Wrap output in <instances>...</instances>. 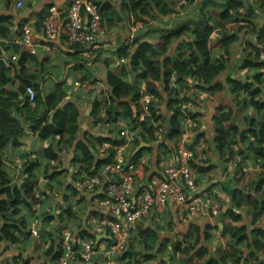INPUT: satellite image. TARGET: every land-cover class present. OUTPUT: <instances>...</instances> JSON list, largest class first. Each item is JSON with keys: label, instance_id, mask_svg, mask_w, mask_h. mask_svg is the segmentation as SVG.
I'll list each match as a JSON object with an SVG mask.
<instances>
[{"label": "trees", "instance_id": "obj_1", "mask_svg": "<svg viewBox=\"0 0 264 264\" xmlns=\"http://www.w3.org/2000/svg\"><path fill=\"white\" fill-rule=\"evenodd\" d=\"M179 1H184L183 4L190 2V0H129L128 10L137 20H155L158 16L173 15L175 13L173 5ZM260 1L259 8L262 9L264 0ZM97 4L100 5L102 24V13L110 8V4L108 1ZM209 5L212 6V10H208ZM243 6L241 0H225L222 3L214 0H201L196 5L199 13L196 18L179 23L171 29L159 30L156 39L147 38L146 34L139 31L133 35L130 43H124L114 52H110V58L99 59L106 69L104 80L108 90L106 93L100 90L91 103L90 115L94 118L95 123L106 131L98 138L89 137L83 141H76L79 110L75 103L64 100L67 95L63 84L57 83L54 86L55 91L44 93L38 82L23 77L22 86L19 88V93L23 96L18 101L20 104L14 103L11 98L0 97V264H20L19 258L8 259L6 254L10 248H18L32 236L31 229L34 226L35 218L30 210L40 197L38 192L41 185V173L47 181L46 189L55 188L60 192L62 186L65 185L68 171L63 168L65 161L67 162V156L63 154L71 147L83 154H73L70 158L71 170L75 171L74 177L72 176L74 180L81 181L84 176L93 175L94 166L100 170L110 163L111 157L98 159L92 154L95 142L109 140L116 146L122 144V141L118 139L121 124L126 127L138 124L141 112L139 100L144 91L155 93L166 108V114H163L160 112L162 107L159 108V104L149 105L150 116L140 123L142 129L148 132L146 142H159L162 135L164 141L160 142L158 146H162L166 150L169 148V144H172L173 148L177 150L183 135L184 120L187 117L191 120L195 118V115L182 110V107H187L189 102L188 80L207 86L213 94L222 87L214 82L227 68V65L221 57L211 61V50L221 48L226 54L231 46L239 40L237 34L231 32L233 23L247 22L252 25L251 18L255 8L251 5L249 11L242 14L239 10ZM215 28H218L222 35L218 41L211 38ZM257 28L258 42L264 46V24ZM151 32L149 31L147 34H151ZM60 33L64 35L62 26H60ZM0 34H3L1 30ZM177 41H181V43L177 46L175 54L170 56L171 45ZM101 51H99V55L102 54ZM96 56L98 57V55ZM99 58L102 57L99 56ZM113 58L114 63L120 58L127 59V64L119 73H114L111 68ZM261 67H263V63L257 54L253 57L251 54L245 53L237 69L241 71ZM2 68V83H8L7 70L5 67ZM78 74V81L83 85L84 90L95 92L93 82H90L91 74L87 73L82 76L80 72ZM127 75L132 77V82L125 81ZM153 81H157L160 84L159 87L153 85ZM171 82L173 86H170ZM227 86L234 103H238L243 94H250L253 99L261 93L260 87L264 86L263 74L254 75L246 83L235 78H228ZM27 87L34 88L36 92L34 105L26 97ZM253 87L254 90H252ZM259 102H253L255 107H264V101ZM13 105L16 107L21 105L18 108L22 116L21 119L29 122L28 130L32 134L41 139H50L51 142L40 151L27 155L19 169H14V172L17 170V173L12 176L3 169L7 161L3 157V150L8 145L19 146V136L24 131L22 121L11 113L10 109ZM159 121L164 125L161 133L158 129L159 126H156ZM245 121L256 143H250L246 149H240L238 154L242 160L263 161L264 119L258 121L253 117H245ZM216 126V148L221 153V159L226 161L235 156L232 150H223L226 149L227 142L234 144L237 142V137L242 141L245 135L240 132L228 111L221 112L219 118L216 119ZM138 145V142L132 145V154ZM142 153L144 151L134 157L141 156ZM261 165L262 168L258 170L241 169L238 178L239 188L232 193L230 207L224 213V216L231 218L232 221H240L241 216L236 211L244 212L247 216H251L250 226L235 227L231 224L224 226L221 235L228 238L229 242L225 251L215 250L217 255H213L206 245L213 239L211 233H208V229L199 235V228H195L194 244L183 249L180 247L181 244L175 247L181 262L189 264H264V258L260 257L264 253V163ZM53 181L55 182L52 184ZM97 198L101 201L104 198V192L99 191ZM66 211L67 214H71V209ZM52 218L53 216L46 215L42 220L49 224ZM109 220L111 221L110 218ZM40 231L39 228V234ZM60 235L61 232L56 236L53 233L47 234L45 237L47 252L44 256L50 262L40 264H58L62 256ZM202 241V244L199 243ZM196 246H199L198 250H196ZM121 256L126 260V264H135L132 261V256L126 252ZM146 258L149 256L145 255ZM24 264H36V262L27 260L24 261Z\"/></svg>", "mask_w": 264, "mask_h": 264}, {"label": "crops", "instance_id": "obj_2", "mask_svg": "<svg viewBox=\"0 0 264 264\" xmlns=\"http://www.w3.org/2000/svg\"><path fill=\"white\" fill-rule=\"evenodd\" d=\"M18 1L22 2V7L20 8L16 7V2ZM73 1L0 0V30L3 32V34H0V97L11 98L14 103L20 104L18 101L23 96L19 93V88L22 86L23 77L38 82L44 93L55 91L54 86L57 83L63 84V89L67 95L64 100L75 103L79 110V118L76 123V141H83L89 137L98 138L106 132L95 123L90 111L91 103L95 96L99 94V91L103 90L106 93L108 90L104 80L106 69L99 62V59L110 58V51L112 50L106 52V49L98 48L96 52L98 57L89 58L83 54L80 46L69 42L65 35L61 33L50 40L44 37L43 20L49 8L51 6L64 8ZM94 1L97 3L108 1L110 4V8L102 13V24L106 31L97 43L102 47L109 43L117 48L127 43L129 38L139 31L146 34L147 38L156 39L158 38L159 30L171 29L179 23L196 18L199 14L196 5L201 0H190L180 9L174 4L175 13L173 15L158 16L155 20L147 21L146 19H144L145 21L137 20L129 12V0ZM214 1L222 3L225 0ZM241 1L244 6L239 10L240 13L246 14L251 5L255 8L254 15L251 18L252 25L247 22L233 23L231 32H235L239 40L231 46L226 54L223 53L221 48L212 49L210 54L211 61L221 57L227 65V68L214 82L222 85V87L213 94L207 86L188 80L189 94L187 95L189 102L186 111L195 115L194 120L190 119L192 128L190 143L195 148L192 173L195 178L197 196L201 203L202 212L191 215L187 211L168 207L160 211H151L148 216L140 218L136 226L129 229L125 240L127 250L137 253L134 256L125 251L126 254L132 256V261L135 264H189L181 262L175 247L181 244L180 247L183 249L194 244L195 228H199V235H202L204 230L208 229V233H211L213 239L206 245L213 255H217L215 250L225 251L229 242L228 238L221 235L224 226H227V224L235 227L250 226L251 216H247L244 212L236 211L241 216L240 221H232L231 218L224 216L225 211L230 207L232 193L239 188L238 178L240 177L241 169L248 171L258 170L262 168L261 164L264 163V160L257 162L251 159L242 160L239 156L240 154H238L240 149H246L250 143H256L254 136L248 130L245 117H253L258 121L264 119V107L256 108L253 104V102L260 103L259 101H264V86L263 88L260 87L261 93L253 99L250 94H243L239 98L238 103L233 102L227 86L228 78L241 80L242 83H246L248 79L251 80L258 73H262L264 78V67L241 71L237 69L245 53L254 57L261 50L262 44L258 42L257 27L264 24V8H259L261 3L258 4V0ZM212 9V6L209 5L208 10ZM107 21L109 22L107 23ZM25 29L31 30L33 49L21 43H15L23 35ZM149 31L153 32L149 33V35L147 34ZM221 37V31L215 28L211 38L218 41ZM180 43L181 41H177L171 45L170 56L175 54L176 48ZM100 50H102L100 52L102 53L101 55H99ZM99 56L102 58H99ZM2 59H10L12 67H6ZM120 59L115 61V63L112 60L111 68L114 73H119V68L124 67L120 63ZM2 67L7 70L8 83H2ZM76 69H78L81 76L87 73L91 74L90 82H93L95 92L91 93L84 90L83 85L78 81L79 74ZM126 77L125 81L132 82L133 79L130 75ZM153 85L159 87L160 84L157 81H153ZM252 90H254V87ZM225 101L227 102L225 103ZM20 107L21 105L17 107L13 105L10 109L12 115L17 116L23 124L24 131L19 136L20 145L16 147L8 145L3 150V157L8 161L3 169L9 174L13 173L15 168L19 169L27 155L40 151L51 142L50 139H41L28 130L29 122L21 119L22 116L18 111ZM161 107L160 112L166 114L165 106L162 104ZM222 107L224 109L221 110ZM222 111L231 113L240 132L245 135L242 141L237 137L236 143L227 142L225 145L226 149L224 148L223 150H232L235 156L226 161L221 159V153L215 144L217 136L216 119L219 118ZM146 140L147 138L137 140L136 142L139 145L133 151V154L131 153L134 157L144 151L141 156H147L149 161V166L145 169V172L137 175V185L146 183L151 175L160 176L162 165L167 163L176 164V149L173 148V145L169 144V148L166 150L162 146H158L160 142L164 141L162 135L159 138V142L147 143ZM91 152L96 156L94 150ZM65 153L63 155H70L67 157V162L73 154L83 155L79 150H73L72 147ZM67 165L72 166V163L68 162ZM63 168L66 169L65 167ZM74 172L71 167H68L65 185L62 186L60 192L55 188L46 189L45 185L40 187L38 192L40 195L39 200L30 210L33 218L38 217L40 219V224L38 225L41 229L40 235L37 237L31 236L26 243L21 244L18 248H10L6 254L8 259L19 258L20 264H24V261L27 260H33L36 264L50 262L44 256L47 252L45 237L49 233H53L56 236L63 230H69L72 232L77 247L81 248L85 240L92 239L94 241L97 247L95 261L87 264L102 263L104 260L103 253L111 243L109 229H104L102 226L103 221L108 218L109 214L96 201L99 193L95 195L82 189L80 180L73 179ZM40 176L42 177L43 174L41 173ZM54 182L51 183L53 184ZM93 196H96V198H93ZM206 207L209 208L207 209L208 211L216 209L218 214L215 216L210 214L207 212ZM69 209H71V214L66 213V210ZM46 215L53 216L49 224L42 220ZM110 219L113 221L112 217ZM199 243L202 244L203 241ZM198 249L199 246H196V250ZM145 255L149 256V258L145 259ZM261 255L260 257L264 258V253ZM120 256L115 259V264H126V260L122 259L123 256ZM58 264H60L59 261ZM77 264L84 263L79 262Z\"/></svg>", "mask_w": 264, "mask_h": 264}, {"label": "built area", "instance_id": "obj_3", "mask_svg": "<svg viewBox=\"0 0 264 264\" xmlns=\"http://www.w3.org/2000/svg\"><path fill=\"white\" fill-rule=\"evenodd\" d=\"M183 3L184 1H179L176 7L182 8L185 5ZM16 7H22V2H16ZM60 26L64 28V35L69 42L79 45L86 57L94 58L98 48H104L106 51L116 49L109 43L103 47L97 43L106 30L101 24L100 5L94 0H74L64 8L51 6L43 20L44 37L49 40L57 37ZM132 38L133 36L129 38L128 43ZM32 40L31 30L25 29L15 43H21L33 49ZM257 55L264 67V46ZM2 60L6 67H12L10 59ZM120 63L125 66L127 59L121 58ZM122 68H119V72ZM170 86H173L172 82ZM25 94L29 102L34 105L36 96L34 88L27 87ZM150 104H159L160 108L162 102L155 93L144 91L139 100L141 112L138 124L133 127L121 124L118 134V139L122 141L121 145L116 146L109 140L95 142L94 151L98 159L111 157L112 161L100 170L94 166L93 175L84 176L80 181L81 188L92 194L98 195L99 191L104 192V198L101 201L96 198V201L108 211V218H113V221L105 218L102 223L104 229H109L111 243L106 251L102 252L104 260L101 264L116 263L115 259L127 251L125 240L129 229L135 227L138 220L148 216L151 211L175 207L191 215L202 212L192 173L195 148L190 143L192 128L189 117L184 120L183 135L176 150V164H164L161 167L160 176L151 175L146 183L139 185L136 183L137 175L145 172L149 161L147 156L133 157L130 149L137 140L148 138V132L142 129L140 123L150 116ZM182 110H186V106H183ZM157 124L161 133L164 125L160 121ZM207 209L209 208L206 207ZM207 212L214 216L218 214L216 209L207 210ZM39 224L40 219L36 217L31 229L33 237L40 235ZM60 239L62 250L60 264L93 263L97 247L92 239L83 241L81 248L75 245L74 237L69 230H63Z\"/></svg>", "mask_w": 264, "mask_h": 264}, {"label": "rangeland", "instance_id": "obj_4", "mask_svg": "<svg viewBox=\"0 0 264 264\" xmlns=\"http://www.w3.org/2000/svg\"><path fill=\"white\" fill-rule=\"evenodd\" d=\"M261 3V1L260 0H258V4H260ZM263 9V8H262ZM106 52H108V51H106ZM110 52H114V51H110ZM113 60H114V58H113ZM67 157H69L70 155H66ZM65 159V158H64ZM66 160H68V158H66ZM68 162H71L70 160L68 161ZM68 162H66L65 161V164H64V166L63 167H65L66 169H68V167H71V166H68L67 165V163ZM8 163V161H6V164ZM13 168H15V167H13ZM18 169V168H17ZM17 173V170L15 171V174ZM13 174H14V172L13 173H11V175L13 176ZM42 183H43V185H42ZM47 183V181H46V179H44V176H42L41 177V185H40V187L41 186H44L45 184ZM223 237V236H222Z\"/></svg>", "mask_w": 264, "mask_h": 264}, {"label": "water", "instance_id": "obj_5", "mask_svg": "<svg viewBox=\"0 0 264 264\" xmlns=\"http://www.w3.org/2000/svg\"><path fill=\"white\" fill-rule=\"evenodd\" d=\"M129 253H131L132 255H134V256H136L137 255V253L136 252H133V251H129V250H127Z\"/></svg>", "mask_w": 264, "mask_h": 264}]
</instances>
